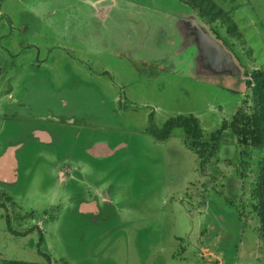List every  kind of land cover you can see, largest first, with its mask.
I'll return each instance as SVG.
<instances>
[{"label": "rangeland", "instance_id": "rangeland-1", "mask_svg": "<svg viewBox=\"0 0 264 264\" xmlns=\"http://www.w3.org/2000/svg\"><path fill=\"white\" fill-rule=\"evenodd\" d=\"M232 4L227 24L238 29L221 33L233 50L174 0H0V157L20 145L16 182L0 181L9 196L0 205V264L42 263L45 254L52 264H212L202 250L213 242L233 254L241 234L230 210L247 203L256 169L240 177V148L228 137L202 173L181 128L166 141L148 131L194 114L206 137L249 96L241 62L264 68V0ZM198 28L232 56L240 72L233 89L228 73L204 62ZM96 144L109 153H94ZM63 164L77 180L62 179ZM88 183L104 186L116 209L104 208L106 196ZM96 198L99 216L79 204ZM211 199L207 210L225 222L201 240L207 215L199 211ZM255 219L244 228L250 248ZM260 252L254 264H264Z\"/></svg>", "mask_w": 264, "mask_h": 264}, {"label": "trees", "instance_id": "trees-1", "mask_svg": "<svg viewBox=\"0 0 264 264\" xmlns=\"http://www.w3.org/2000/svg\"><path fill=\"white\" fill-rule=\"evenodd\" d=\"M222 1L224 3L229 2V7L228 5H225V7L221 6L217 0H174V3L182 8L180 11L186 10L195 13L202 22L213 28L216 35L223 40L225 45L232 49L236 42L228 37L227 39L226 35L221 33V29L227 26L226 34L233 36L238 29V25L234 24V22L230 25L227 23L232 20L231 12L239 5H233V0ZM244 43V41H241V44ZM236 56L241 59L239 55L236 54ZM239 61L241 62V60ZM241 64L245 67V74L247 75L244 83L251 91L249 96L247 95L236 106L231 117L222 121L218 129L205 137L200 119L196 115L180 114L169 118L161 128L150 124L148 131L158 140L166 141L170 138L175 128H181L185 144L195 151L199 157L202 173L206 172L208 164L215 160L222 143L228 137L237 142L240 148V157L237 165L238 174L244 179L247 175L250 176L249 169H256V173L250 183V194L247 203L242 202L241 207L240 205H234V207L236 206L238 217L244 224V228H247L251 218L254 217L255 219L256 217L257 224L253 227V231L264 248V68H251L249 70L248 65H244L243 62ZM151 121L153 120L151 119ZM226 131H230V136H225ZM261 151L263 154L259 156L256 162L257 153ZM250 161H253L252 164L254 166H251ZM8 198L9 196L6 195V192H0V205H4L5 199ZM245 205L249 208L246 209ZM30 230L21 232L13 229L12 231L16 235H23ZM45 257L46 261L42 263L14 259L5 260L2 264H52L50 256L45 254Z\"/></svg>", "mask_w": 264, "mask_h": 264}, {"label": "crops", "instance_id": "crops-1", "mask_svg": "<svg viewBox=\"0 0 264 264\" xmlns=\"http://www.w3.org/2000/svg\"><path fill=\"white\" fill-rule=\"evenodd\" d=\"M231 87L230 89H233V85L235 84H230ZM239 87V90H241V86H238ZM96 149H93V152L94 153H97L98 155H100L101 151H106V152H109V148L107 147V145H103V144H96V146H94ZM12 162H9V161H3L1 164H0V179H4V177L6 176H9L11 177L12 176ZM109 197V195H108ZM111 199V198H109ZM209 202L213 203L216 202L214 199H211L210 201H207V204L205 206H203V209H201L199 212H201L202 214L201 215H207V217L204 219L205 222H202L201 226L204 227V230L201 231V240L204 239L205 237L208 238V234L207 233V230H213L215 229V222L220 219V216H218L216 214V212H213V211H208L207 210V207L209 206ZM82 209L84 211H87V212H97L98 211V208H99V202L97 201H83V204H82ZM221 211V210H220ZM231 212L234 213V216L238 213H236V210H230ZM221 212H224V211H221ZM236 217V216H235ZM224 216L222 215L221 219L219 221L221 222H225V221H222L224 220ZM234 224H239V233L241 234V237H240V244L239 246H235V250H233V254L229 255L228 251H227V247H222L221 245V248L219 250V247L220 245H216V243H212V244H208L207 245V248L205 250H202V251H205V254H209L211 255L212 257L211 258H214L213 260H215V262H213L212 264H254L253 261L255 259H257L259 261L260 259V256L258 255L259 253L261 254L260 252V249L262 247V244L260 242V240L257 238V236L255 235L254 233V237L255 238V244L252 245V247H247L248 245V241L251 239V236H247V233L245 232V229H244V224H242V221L240 220V218L237 216V222L234 223ZM254 232V231H253ZM203 234L205 235L203 237ZM223 234H225V232H223ZM226 235V234H225ZM224 235V237H225ZM245 235V236H244ZM210 241L211 238H208ZM247 239V240H246ZM200 240V242H202ZM218 240V239H217ZM246 240V241H245ZM207 241V242H208ZM212 241L213 238H212ZM218 244V242H217ZM240 248H241V252H240ZM240 252V253H239ZM244 256H247L246 258H244ZM249 256V257H248ZM245 259H249V260H246ZM254 259V260H252Z\"/></svg>", "mask_w": 264, "mask_h": 264}, {"label": "water", "instance_id": "water-1", "mask_svg": "<svg viewBox=\"0 0 264 264\" xmlns=\"http://www.w3.org/2000/svg\"><path fill=\"white\" fill-rule=\"evenodd\" d=\"M180 20L184 21L185 19L181 18ZM195 23H197V21H195ZM194 38L196 39L195 41L196 44L199 46V49L201 48L203 53H206L205 55H207L208 57L206 58L208 62L204 61L206 65L208 64L216 71H218L219 73L217 74L219 75L228 73L231 79L226 78V80L229 82V84H234V82H236V79H233L232 76H238L240 72L230 53L226 51L222 47V45L212 37V35H210L208 32H205L201 28H198ZM207 75H210V72H208ZM19 147H10L9 151L4 153L0 157V164L3 161L14 162L16 160V151ZM7 177L8 176L4 178L6 179Z\"/></svg>", "mask_w": 264, "mask_h": 264}, {"label": "flooded vegetation", "instance_id": "flooded-vegetation-1", "mask_svg": "<svg viewBox=\"0 0 264 264\" xmlns=\"http://www.w3.org/2000/svg\"><path fill=\"white\" fill-rule=\"evenodd\" d=\"M0 76H1V74H0ZM7 78V77H6ZM5 81H6V79H5ZM10 91H11V89H9V91L8 92H5L6 94H8V93H10ZM38 140L39 141H42V142H47L48 140L46 139H43V138H41L40 136H38ZM15 146H20V145H15ZM11 147H14V146H11ZM9 149H10V147L7 149V151H9ZM18 149V148H17ZM110 149V148H109ZM6 151V152H7ZM5 152V153H6ZM106 152V151H105ZM104 151H101L100 153H105ZM107 153H109V152H107ZM16 154H17V151H16ZM101 155V154H100ZM67 159V158H66ZM16 161V160H15ZM14 161V162H15ZM13 161H12V164L14 163ZM74 168H76V167H74ZM77 169V168H76ZM62 174H61V177H62V179L66 182H70V181H73V180H75L76 178H78L77 177V175L75 174V176L72 174V170H75V169H73L72 167L71 168H69V166H67V164H63V166H62ZM78 172V171H77ZM16 179H17V177H15V176H13L12 178L11 177H7L5 180L4 179H0V181H4L5 183H11V184H14L15 182H16ZM77 180V179H76ZM66 182V183H67ZM88 186L90 187V189H92V188H95L94 189V191H95V193H96V195L98 196V198L100 197V195H105L106 196V198H105V200H103L102 202H103V206H104V208H106V209H109V208H112V209H116V207H117V205H115V203L113 202V200H112V198L111 199H109L108 198V194L105 192H103L102 190L103 189H101V188H104V186H101V187H99V186H95L94 187V185L93 184H90V183H88ZM103 192V193H102ZM97 201V202H99V200L96 198V199H92V200H87V201H90V202H92V201ZM83 201H85V200H83ZM83 201H80L79 202V204H81ZM10 204H14L15 205V207L14 208H16L18 205H17V203H16V201L13 199V197H10ZM2 204H3V202H1ZM5 203H6V201H5ZM103 213V208H101L100 207V205H99V208H98V211L97 212H91L93 215H95V216H99V214L100 213ZM106 217H114V214H112V216H106ZM101 219V218H100ZM109 219V218H108Z\"/></svg>", "mask_w": 264, "mask_h": 264}]
</instances>
